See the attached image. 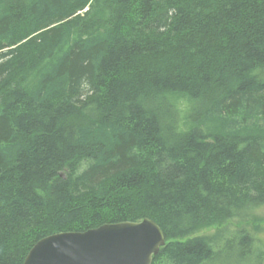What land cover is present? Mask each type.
I'll return each instance as SVG.
<instances>
[{"label": "trees", "instance_id": "16d2710c", "mask_svg": "<svg viewBox=\"0 0 264 264\" xmlns=\"http://www.w3.org/2000/svg\"><path fill=\"white\" fill-rule=\"evenodd\" d=\"M261 207L264 0H0V264L146 217L153 264H264Z\"/></svg>", "mask_w": 264, "mask_h": 264}, {"label": "water", "instance_id": "95a60500", "mask_svg": "<svg viewBox=\"0 0 264 264\" xmlns=\"http://www.w3.org/2000/svg\"><path fill=\"white\" fill-rule=\"evenodd\" d=\"M165 244L163 229L146 217L47 235L33 245L23 264H153Z\"/></svg>", "mask_w": 264, "mask_h": 264}, {"label": "rangeland", "instance_id": "374dc122", "mask_svg": "<svg viewBox=\"0 0 264 264\" xmlns=\"http://www.w3.org/2000/svg\"><path fill=\"white\" fill-rule=\"evenodd\" d=\"M181 105H182V109H187V107L189 106V103L186 102L185 100H183V101H181ZM256 212L262 218L260 226L262 229H264V207L259 208ZM236 226H246L252 230H255L253 227V222L231 220V221H229L226 224H223L221 226H211V227L201 229L196 235L214 234L219 229H223L225 227L236 228ZM260 235H262V237H264V233H261ZM225 259H226L225 263L219 262L217 264H254V261H255V260L250 259L249 261H242L241 262L240 260H238V258H236L235 251H229L227 253V255L225 256Z\"/></svg>", "mask_w": 264, "mask_h": 264}]
</instances>
